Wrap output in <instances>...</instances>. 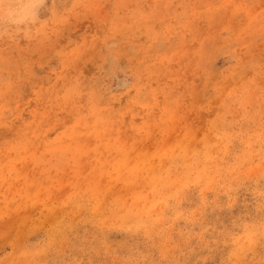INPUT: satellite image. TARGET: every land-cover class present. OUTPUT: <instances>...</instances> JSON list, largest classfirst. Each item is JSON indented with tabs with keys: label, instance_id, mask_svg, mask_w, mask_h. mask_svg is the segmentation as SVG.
<instances>
[{
	"label": "rangeland",
	"instance_id": "1",
	"mask_svg": "<svg viewBox=\"0 0 264 264\" xmlns=\"http://www.w3.org/2000/svg\"><path fill=\"white\" fill-rule=\"evenodd\" d=\"M0 264H264V0H0Z\"/></svg>",
	"mask_w": 264,
	"mask_h": 264
},
{
	"label": "clouds",
	"instance_id": "2",
	"mask_svg": "<svg viewBox=\"0 0 264 264\" xmlns=\"http://www.w3.org/2000/svg\"><path fill=\"white\" fill-rule=\"evenodd\" d=\"M46 2H47V0H35V4H36L37 9L39 7H42ZM33 18L38 19V11L34 14Z\"/></svg>",
	"mask_w": 264,
	"mask_h": 264
}]
</instances>
